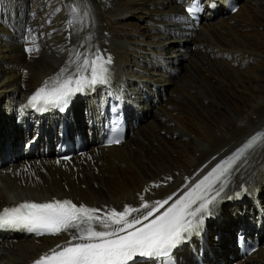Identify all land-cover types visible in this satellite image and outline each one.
I'll list each match as a JSON object with an SVG mask.
<instances>
[{"label":"bare ground","instance_id":"1","mask_svg":"<svg viewBox=\"0 0 264 264\" xmlns=\"http://www.w3.org/2000/svg\"><path fill=\"white\" fill-rule=\"evenodd\" d=\"M237 1L239 8L231 16L224 11L225 0L216 2L200 31L192 34L181 30L184 17L174 0H0V152L24 136L28 127L49 134L46 127L52 120L34 118L24 110L26 94L43 79L56 77L76 59L77 50L101 47L105 31L115 58L113 88L133 97L137 120L143 121L122 145L95 154L91 164L74 162L76 169L67 172L44 159L33 169L31 180L1 176L0 208L22 198L120 204L133 200L145 184L173 176L175 183L161 189L168 193L181 184L182 174L200 170V175L264 132V0ZM70 3L79 9L75 17ZM69 18L73 23L66 45ZM24 39H37L40 45L30 61L22 54ZM156 89L166 93L165 100L152 107L142 104L139 91ZM100 95L96 92L73 106L81 128L94 131ZM17 116L20 129L14 125ZM50 141V136L40 138V143ZM238 167L229 177L228 189L233 182L246 180L257 188L264 205V146L249 150ZM253 212L251 200L226 207L220 228L227 235L241 226L250 228L246 222ZM228 241L223 238L221 254L213 263L226 261L222 245ZM261 241L241 264H264V238ZM55 242L41 238L39 245L28 239L5 243L0 246V264H26Z\"/></svg>","mask_w":264,"mask_h":264},{"label":"snow or ice","instance_id":"2","mask_svg":"<svg viewBox=\"0 0 264 264\" xmlns=\"http://www.w3.org/2000/svg\"><path fill=\"white\" fill-rule=\"evenodd\" d=\"M195 10V4L187 9L190 14ZM78 11L75 6L71 8L74 17ZM88 15L85 11L84 17ZM72 23V20L68 21L69 25ZM86 39L90 41L91 36ZM35 50L38 49H25L29 53ZM75 57L74 61L70 60L66 67L59 70L56 77H50L36 90L29 98L30 106L35 108L42 101L44 105L61 106L63 110V106L76 93L109 82V65L112 63L110 55L104 54L97 47L95 51L84 53L77 50ZM73 63H77L76 71L65 77L64 73L69 72ZM53 80L59 86L49 89V81ZM255 146H264V132L254 134L241 147L221 159L206 175L188 185L183 194L171 204L169 201L173 200V196L155 200L149 205L143 202V195L140 197L142 203L139 208L124 205L121 211L77 205L69 199H53L44 203L24 201L0 211V227L25 228L37 235L69 233L71 239L40 255L33 264H129L138 256L168 257L173 249L202 228L205 217L211 214L210 206L219 202L229 177L233 171L239 170L238 162ZM188 179L185 178L186 181ZM148 190L144 189L145 192ZM144 209L148 211L143 212ZM134 213L140 215L134 216Z\"/></svg>","mask_w":264,"mask_h":264},{"label":"rangeland","instance_id":"3","mask_svg":"<svg viewBox=\"0 0 264 264\" xmlns=\"http://www.w3.org/2000/svg\"><path fill=\"white\" fill-rule=\"evenodd\" d=\"M204 104H206V103H204Z\"/></svg>","mask_w":264,"mask_h":264}]
</instances>
